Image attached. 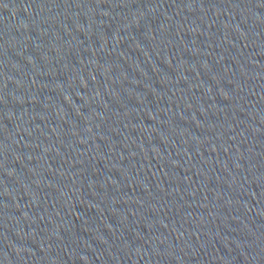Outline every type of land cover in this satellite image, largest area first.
Segmentation results:
<instances>
[{"label":"water","instance_id":"95a60500","mask_svg":"<svg viewBox=\"0 0 264 264\" xmlns=\"http://www.w3.org/2000/svg\"><path fill=\"white\" fill-rule=\"evenodd\" d=\"M0 264H264V0H0Z\"/></svg>","mask_w":264,"mask_h":264}]
</instances>
